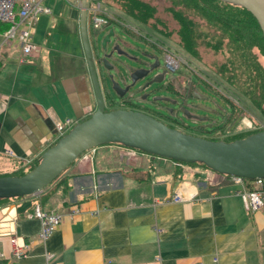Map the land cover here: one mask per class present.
Returning a JSON list of instances; mask_svg holds the SVG:
<instances>
[{
	"label": "crops",
	"instance_id": "1",
	"mask_svg": "<svg viewBox=\"0 0 264 264\" xmlns=\"http://www.w3.org/2000/svg\"><path fill=\"white\" fill-rule=\"evenodd\" d=\"M73 1L49 3L55 16H43L32 39L40 48L39 59L29 57L31 68H10L5 75L14 84L0 94L2 174L42 155L57 137L55 123L78 122L95 111L86 61L75 39L73 53L53 51L55 70L40 62V45L49 36L45 24L79 22ZM84 156L43 190L50 199H39L40 194L0 205V264H264V208L245 212L237 195L242 187L231 178L223 182L198 166L130 156L118 145H103ZM209 179L215 186L207 184ZM62 181L69 190L57 186ZM182 183L189 186L181 190ZM249 185L256 188L246 182L247 190ZM179 187L183 197L193 199L172 203ZM36 205L62 218L45 244L38 240L41 223L32 217ZM72 205H78V216H69ZM13 238L20 247L29 245L21 260L12 259ZM47 253L52 255L49 263Z\"/></svg>",
	"mask_w": 264,
	"mask_h": 264
},
{
	"label": "water",
	"instance_id": "2",
	"mask_svg": "<svg viewBox=\"0 0 264 264\" xmlns=\"http://www.w3.org/2000/svg\"><path fill=\"white\" fill-rule=\"evenodd\" d=\"M87 1L80 0L79 29L96 109L89 119L77 123L54 146L48 148L32 171L19 177H0V199L40 195L83 153L108 144L121 145L173 162L202 164L220 176L252 181L264 179V131L230 143L214 142L169 128L144 113L123 109L105 112L99 75L104 81L103 73L106 74L114 93L122 92L124 88L121 86L118 64L121 57L128 60L130 57L119 53L111 31L97 44L98 55L96 60L93 58L86 26ZM220 1L246 9L256 19L264 36V0ZM152 70L139 79L147 77ZM125 95L124 91L119 97Z\"/></svg>",
	"mask_w": 264,
	"mask_h": 264
},
{
	"label": "trees",
	"instance_id": "3",
	"mask_svg": "<svg viewBox=\"0 0 264 264\" xmlns=\"http://www.w3.org/2000/svg\"><path fill=\"white\" fill-rule=\"evenodd\" d=\"M104 1L110 9L117 10L120 16L131 20L142 28L149 29L154 35L171 36L173 46L176 45L178 49L175 50H179V54L184 53L191 59L200 61L201 57L199 55L198 47L199 42H202V44L208 47L213 54L224 55L225 59L223 62H214L215 67L210 71L211 77L206 76V79H204L201 76L196 75V80H200L199 84L202 85L201 87L203 90H210L216 94H220L218 86H224L223 88L225 92H227L226 88L233 89L237 94L245 98L253 110L264 121V36L256 19L246 9L221 2L220 0H162L165 2L160 3L167 4L163 7L164 12L170 15V19L176 24V27L172 28L171 22L169 23L167 21L169 18L161 17L159 15V11L162 9L156 4H152L145 0ZM192 16L198 18L194 19ZM116 20L118 21V19ZM117 21L109 19L108 24H117ZM201 29L207 30V32L202 31ZM91 30L95 33L98 32L92 27ZM209 31H212V33ZM2 70L3 64L0 62V75ZM185 86L187 96L192 97L193 92L190 91L192 81L188 80L185 83ZM168 88L175 93L171 84ZM102 92L105 102V112L113 111L112 109L117 110L118 108L116 107L119 106L116 105L114 97L111 96L104 87L102 88ZM227 102L229 110L226 114L222 115L221 122L210 127V129L202 125L191 128L193 136L201 138V136L216 133L217 135L224 137L222 139L208 140L230 143L263 131L260 126H253L245 132L231 135V131L238 130L239 124L248 118L250 119V117L246 116V110L239 107L238 104L236 105V103L229 100H227ZM128 103V99L123 102L124 105H128ZM144 110L146 115L162 122L169 128L176 129L174 126L167 125L162 121L163 118H166L163 117V114L147 109L146 107ZM173 113L174 110L170 112L171 115H173ZM89 118L90 116L85 117L80 122ZM174 124L177 125L179 123L174 120ZM58 141L59 139L54 141L50 147L54 146ZM151 157L157 158L155 156ZM40 158L41 155L29 165L20 168L11 174H2L0 177L24 176L39 164ZM179 164L198 166L205 170H209L204 165L198 163ZM62 174L48 187L57 182ZM222 177L224 178L223 182L224 180L226 181V179L231 178V176L226 175H223ZM246 182L252 184L254 181L247 180ZM57 186H64V191L69 190L67 183L64 181L57 184ZM248 188H250V185ZM250 190L252 191L254 189L250 188ZM50 197L51 194H41L39 199L45 200L50 199ZM37 199L36 201H39ZM9 200L13 199H0V205Z\"/></svg>",
	"mask_w": 264,
	"mask_h": 264
},
{
	"label": "rangeland",
	"instance_id": "4",
	"mask_svg": "<svg viewBox=\"0 0 264 264\" xmlns=\"http://www.w3.org/2000/svg\"><path fill=\"white\" fill-rule=\"evenodd\" d=\"M56 1H58L59 4H61L66 0H56ZM145 1H148L152 4H156L162 10L163 7L167 5L166 3H160V2H165L162 0H145ZM52 2H54V0H44L43 6L48 7L50 9V14L40 15L39 21L43 16H47L49 20H51L55 16V14H53L54 9L52 5L49 4ZM97 5H100L101 11L105 12L107 15L109 16L112 15L113 17L118 19L119 24H113L111 26L104 27L101 30L98 29L99 31L96 33L92 32L90 27V22L93 17V11L96 10ZM87 6H88V11L86 13V26H87L88 41L93 58L96 60L98 55V52L96 50L97 44L101 43L111 31L113 32L114 40H117L120 43V45L125 50L128 51L130 56V60H128L125 57H121L120 58L121 62L120 64H118V70L121 73V77H120L121 86L124 88L122 92L114 93V91H112L110 87L109 79L106 78V74L103 73L104 81L99 75L100 85L102 87L105 86V88L109 91L111 96L114 97L115 101L121 103V99L119 96H121L124 91L126 92L125 97L128 98L131 105L125 107L122 106L121 104H117V106L119 107L116 108L136 111L145 114L144 108L146 107L147 109L163 114V117L166 118H163L162 121L167 125L174 126L176 130L184 134L193 136V132L191 131V128L202 125L210 129V127L219 124L221 122L222 115L226 114V112L229 110L227 106L228 103L227 100H229L236 103V105L238 104L239 107L244 108L247 112L246 116L250 117V119L248 118L244 120V122L239 124L238 130L231 131V135L245 132L246 130H248L250 127L253 126H257V127L260 126V128H262L264 131V121L258 116V114L253 110V108L249 105V103L245 100L244 97L237 94L233 89L231 90L230 88H226L228 93L225 92L223 88L224 86L223 87L218 86L220 94H216L210 90L208 91L203 90V88L201 87L202 85L199 84L200 80L198 81L196 80V75L201 76L204 79H206V76L211 77L210 71L215 67L214 62L215 63L223 62L225 59L224 55L213 54V52L210 51L208 47L202 44V42H199L198 49L201 60L196 61L191 59L187 55H185V57L183 55H180L179 50L177 51L175 50L178 48L173 46V50L171 52L172 55L175 53L176 57H180L182 59V63L184 64L180 67V70L174 73H171L170 71L166 70V74H164L163 60L160 59L161 68L152 71L147 75V77L141 80L139 79L140 76H137L136 74L137 71L141 72L143 69L141 62H139L138 60H141L145 64L151 63L152 58H150L146 54L148 55L152 54L153 50L145 39L154 42L155 36L148 34L146 31H143L138 25L134 24L129 19L120 16L117 10L110 9L104 0H99V1L88 0ZM162 10L159 11V15L161 17H166L170 19V15L165 13L164 10L163 13ZM192 18L197 19L198 17L192 16ZM169 19H167V21L169 23L171 22L172 28H175L176 27L175 22L172 19L170 20ZM201 23L203 24L202 21ZM50 25L51 22L45 24L49 36L43 41V44L40 45L42 48V53H41L42 58L40 62L45 61L48 67L52 64L53 69L55 70L57 64H56V57H52L53 51L64 50L65 53H70V54L73 53V50L71 49L73 45L71 43L73 42L74 39L77 42L78 51L80 55H82L83 57L82 59L85 62V57H84V52L80 37L79 22L65 23L64 27H62V25L55 24L52 28H50ZM72 27L76 29L74 35L72 34L73 33ZM201 30L207 32V30L204 29ZM0 32H2V30H0ZM209 32L212 33V31ZM35 36L36 34H33L32 39H34ZM11 54H12L11 56L6 58L3 70L0 75V94L2 92H6V90H9L11 86L14 84L11 83L13 82L12 78L5 76L7 71L11 70L10 68H12V71H16L17 68L19 72H22L24 69L31 68L30 63L32 62L33 59H28V58H26L28 62L23 65H16V64L9 65L10 63L9 60H12L14 62L20 57V53L17 50L14 53L11 51ZM39 57H37L36 60L39 59ZM184 62L189 65L185 67ZM130 68H132L134 72L133 70H130ZM96 69H97V73L99 74L100 72L97 64H96ZM61 74L62 72L60 71L59 75ZM87 75L89 77V73H87ZM188 80L192 81V87L190 89V91L193 92L192 97H188L186 94L187 92L185 91L186 89L185 83ZM207 80L210 81L209 79ZM89 82H90L89 85L92 96V105L93 108L96 109V99L94 96L90 77H89ZM170 84L173 87L175 93H173L168 88ZM16 87H18L17 84ZM172 110H174L173 115L170 114ZM174 120L177 121L179 124L175 125ZM223 137L224 136H219L216 133L201 136V138L207 140L222 139ZM86 153L87 152L83 153L82 155H85ZM78 159L76 161H78ZM168 161L173 163V161L171 160ZM5 162H6L5 159L4 160L1 159L0 167L1 165L5 164ZM203 170L206 173L215 174L210 170H205V169ZM0 174L2 173L0 172Z\"/></svg>",
	"mask_w": 264,
	"mask_h": 264
},
{
	"label": "built area",
	"instance_id": "5",
	"mask_svg": "<svg viewBox=\"0 0 264 264\" xmlns=\"http://www.w3.org/2000/svg\"><path fill=\"white\" fill-rule=\"evenodd\" d=\"M43 3L44 0H0V30H2V32H0V62H2L3 66L6 58L12 55L11 51L14 53L17 50L20 53V57L14 61L16 65L24 64L26 62V58L36 57L39 55L40 48L32 41V35L35 34V30L39 22V16L50 14V9L43 6ZM72 4L80 9V0H75ZM111 16L101 11L100 5H97L96 10L93 11V17L91 19L93 29L98 30L106 26L109 19H113ZM165 63L173 72L177 71L183 64L180 57L173 55L167 56ZM76 124L77 121L74 122L71 120L55 123L54 128L57 134L56 140L65 136ZM91 151L94 150H90L88 152ZM127 151L130 156H148L145 153L130 148H127ZM82 157L86 158L84 155H82ZM174 164L180 165L179 163ZM231 179L234 184L242 187V189L237 192V195L242 200L245 212L254 213L264 208V180H255L254 183L256 188L251 191L245 188L246 179L240 177H231ZM207 184L215 186L216 183H214L212 179H209ZM180 186L182 190L187 188L189 185H184V183H182ZM184 197L193 199V196ZM184 197L182 196V191H180L179 187L178 192H176L171 198V202H184ZM79 213L80 209L78 205H72L68 210V214L71 217L78 216ZM32 217L36 218L41 223L38 240L42 244H45V242L61 225L62 218L60 214L45 212L39 205L35 206ZM10 243L12 245V259L21 260L28 255L30 249L29 245H23L20 247L17 245V241L14 238L10 240ZM45 259L49 263L52 260V255L47 253L45 255ZM214 261L217 262L216 260ZM105 264L112 263L107 261Z\"/></svg>",
	"mask_w": 264,
	"mask_h": 264
},
{
	"label": "flooded vegetation",
	"instance_id": "6",
	"mask_svg": "<svg viewBox=\"0 0 264 264\" xmlns=\"http://www.w3.org/2000/svg\"><path fill=\"white\" fill-rule=\"evenodd\" d=\"M131 21V20H130ZM134 23V22H133ZM113 24H116V23H111V24H108V26H111ZM119 24V22L117 23ZM136 24V23H134ZM137 25V24H136ZM140 27V26H139ZM143 31H146L148 34L150 35H154L153 33H151V31L147 28H142L140 27ZM155 36V39H154V42H151L147 39L146 42L151 46L152 48V54H146L147 56H149L150 58H152V61L151 63H148V64H145L143 63L141 60H138L139 62H141V65L143 67L142 71H137V76H142L144 75L145 73H148L149 71H154V70H158L161 68V63H160V59L163 60V66H164V74H166V70L169 71V67L168 65L165 63V60H166V57L169 56V55H172V50H173V43H172V39H171V36H160V35H154ZM117 45H118V49H119V53L120 54H123V55H127L129 56V53L127 50H125L121 45L120 43L115 40ZM174 47H176V45H174ZM175 52V51H174ZM180 55H183L185 57V54L184 53H181ZM130 57V56H129ZM189 64H185V67H187ZM137 69H140V68H137ZM130 70H133L132 68H130ZM134 72V70H133ZM117 91H119V89H117ZM186 91V89H185ZM187 94V93H186ZM193 95V94H192ZM121 99V103L115 101L116 105L117 104H121L122 106H130V101L128 103V105H124L123 102L125 100H127L128 98L123 96ZM119 109V108H118ZM168 110V109H166ZM136 112V111H135ZM168 113V112H167Z\"/></svg>",
	"mask_w": 264,
	"mask_h": 264
}]
</instances>
